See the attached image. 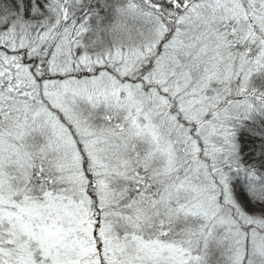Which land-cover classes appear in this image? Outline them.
<instances>
[{
  "label": "snow or ice",
  "instance_id": "obj_1",
  "mask_svg": "<svg viewBox=\"0 0 264 264\" xmlns=\"http://www.w3.org/2000/svg\"><path fill=\"white\" fill-rule=\"evenodd\" d=\"M0 264H264V0H0Z\"/></svg>",
  "mask_w": 264,
  "mask_h": 264
}]
</instances>
